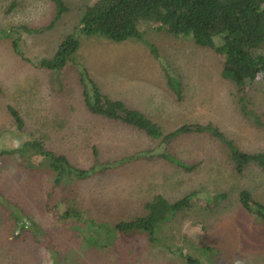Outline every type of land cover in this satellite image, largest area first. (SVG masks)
<instances>
[{"label": "rangeland", "instance_id": "374dc122", "mask_svg": "<svg viewBox=\"0 0 264 264\" xmlns=\"http://www.w3.org/2000/svg\"><path fill=\"white\" fill-rule=\"evenodd\" d=\"M63 1L68 11L54 27L28 33L20 27L43 28L51 23L55 15L53 2L0 0V29L13 26L21 32L23 49L30 60L51 57L61 40L74 31L86 6L96 0ZM140 30L146 43L155 45L161 58L181 77L184 99L178 102L170 93L161 62L153 57L147 44L131 38L112 42L82 37L78 59L103 92L143 111L166 131L184 122H211L243 151L264 152L263 80L245 87L251 108L261 117L263 125H258L241 113L237 88L221 77L222 59L213 49L199 47L190 38L176 37L156 26L142 25ZM50 79V72L16 55L10 40H0V150L45 135L48 149L67 155L78 167L88 168L94 161V147L103 162L161 148L141 132L91 115L82 103L75 68L64 70L63 89H54ZM8 106L21 113L24 133L17 131ZM172 152L188 163H200L198 168L185 172L163 160L124 162L77 183L79 206L96 220L115 223L141 213L144 202L156 193L175 201L198 191L202 201H212L219 192H228V200L214 211H202L197 206L173 226L182 233L180 239L185 234L194 245H208L219 251L215 256L197 255L202 264H264V225L238 201L240 189L246 188L264 202V172L252 167L244 175H235L220 146L207 136H185L174 143ZM51 184L47 174L21 170L14 158H0V189L20 198L35 219L50 229L64 264H188L177 251L150 246L142 237L129 239L117 251H94L82 246L66 226L63 230L54 227L61 226L58 217L45 210ZM9 235L0 222V264H52L48 238L37 242L31 237ZM185 241L179 246L191 252Z\"/></svg>", "mask_w": 264, "mask_h": 264}, {"label": "trees", "instance_id": "16d2710c", "mask_svg": "<svg viewBox=\"0 0 264 264\" xmlns=\"http://www.w3.org/2000/svg\"><path fill=\"white\" fill-rule=\"evenodd\" d=\"M51 1L55 15L47 27L21 26L20 29L28 33H40L54 27L56 21L68 11V7L63 0ZM11 6L13 8L15 4ZM142 25L156 26L176 37L190 38L199 47L213 49L222 59L221 77L237 88L241 113L250 122L262 124L260 115L249 104L245 87L252 81H264V0H96L86 6L74 31L61 40L51 57L30 60L23 49L21 32L13 26L0 29V40H10L16 55L50 72V82L54 89H63L64 70L75 68L82 103L91 115L141 132L154 143H159L161 148L157 151H138L121 160L103 162L99 150L94 147L93 164L81 168L73 164L67 155L48 149L43 138L46 136L42 135L18 147L0 150V158H14L21 170H38L51 178L52 184L44 208L58 217L61 226L54 227L63 230L62 226H66L65 229L73 231L82 246L94 251H117L129 239L142 237L150 246H164L168 250L177 251L188 264H202L199 255L215 256L219 251L208 245H194L186 239L185 234L180 239L182 233H177L178 229L173 224L197 206L202 211H214L221 202L228 200V192H219L216 200L212 201H202L198 191L175 201H169L162 194L156 193L144 202L141 213L115 223L92 218L77 201V183L104 174L124 162L163 160L185 172H194L200 163H188L172 152L174 143L185 136H207L217 143L229 168L237 176L244 175L252 167L264 172V152L243 151L211 122H184L166 131L143 111L103 92L89 69L78 59L82 37L106 38L112 42H123L131 38L147 44L153 57L161 62L165 84L170 93L178 102L184 99L185 86L181 77L171 64L161 58L155 45L146 43L144 33L140 30ZM7 109L17 131L24 133L25 121L21 113L13 106ZM238 201L251 217L264 225L263 201L246 188L240 189ZM0 222L11 237L26 236L37 242L48 238L52 264H64L59 248L52 241L50 229L35 219L20 198L7 195L1 189ZM184 240L188 241L186 245L191 252H185L179 246Z\"/></svg>", "mask_w": 264, "mask_h": 264}]
</instances>
